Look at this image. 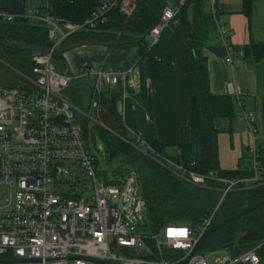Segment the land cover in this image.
Listing matches in <instances>:
<instances>
[{
	"label": "built area",
	"instance_id": "2783aa9c",
	"mask_svg": "<svg viewBox=\"0 0 264 264\" xmlns=\"http://www.w3.org/2000/svg\"><path fill=\"white\" fill-rule=\"evenodd\" d=\"M117 2L101 3L80 23L33 7L26 9L24 16L44 22L47 38L58 47L84 27L105 21L106 13ZM210 3L214 14V0ZM134 5L127 3L124 12L130 14ZM176 13L177 8L162 9L149 30V46L158 41ZM0 18L12 20L13 14L0 12ZM215 23L218 39L230 50L225 25L220 20ZM225 62L234 64L237 59L228 55ZM31 65L29 76L14 85H0V264L180 263L211 226L220 203L196 226L169 224L148 236L137 234V226H144L145 205L136 174L133 170L113 177L99 174L104 168L96 163V151L86 142L80 114L65 94L72 81L82 79L90 80L93 91L114 86L121 79L126 89H134L137 63L111 71L87 62L80 72L63 73L57 70L51 53L35 52ZM228 91L233 94L230 83ZM238 105L242 107L240 101ZM239 115L250 136L245 162L253 174L224 178L209 172L208 177L219 182L224 194L264 181L258 163L255 117L243 110ZM138 141L143 152L152 151L144 140ZM165 160L181 178L204 185L206 176ZM180 229L186 230L184 236L169 235ZM258 263L254 246L236 256L221 251L212 262L197 249L185 264Z\"/></svg>",
	"mask_w": 264,
	"mask_h": 264
},
{
	"label": "trees",
	"instance_id": "16d2710c",
	"mask_svg": "<svg viewBox=\"0 0 264 264\" xmlns=\"http://www.w3.org/2000/svg\"><path fill=\"white\" fill-rule=\"evenodd\" d=\"M106 1L108 0H47V6L42 5L36 9L61 20L80 23ZM121 1L118 0L117 5L110 8L105 21L96 23L92 28L84 27L62 42L61 46L80 40L96 39L114 43L108 47L124 49L128 55L131 48H136L137 53L126 57L119 68H126L141 58H147L150 78L153 81H160L165 72L167 40L175 23L180 22L185 31V75L189 99L190 139L184 141L180 133L175 143L178 153L168 154L165 145L155 138L152 125L137 109L142 137L152 149L147 150L148 156L137 153L133 146L142 147L126 131L115 100L106 90L100 95L101 108L111 117L112 124L105 129L96 124L91 126L87 124L86 127L83 126L84 137L89 143L87 132L90 127L92 138L96 137L98 140L95 151L96 163L99 166L114 163L116 168L112 169V173L118 175L134 171L145 205L144 226H149L151 231H157L169 224L196 226L214 210L217 198L221 194L215 189L221 185L208 177L209 172L224 178H248L253 174L245 162L249 157V147L234 170L222 169L218 164L217 136L222 131L232 130L238 113L237 102L240 101L241 106L243 104L240 98L233 94H213L209 89L206 58L202 55L201 48L212 33L217 37L215 21L220 20V12L215 5L214 14L212 6L210 12H204L202 5L206 0H183L181 3L175 0L177 5L175 17L163 29L158 41L149 46L147 38L149 30L158 20L162 9L167 6L168 0L164 6L162 0H137L130 14L120 11ZM242 2L247 6L250 0ZM26 7L16 6L17 11L13 14L12 20L0 18V60L14 70L24 73L31 71V56L35 52L10 45L5 41L53 47V42L47 38V25L25 17ZM138 39L140 41H137ZM62 54L52 53V61L57 70L70 73ZM249 55H252L254 60H259L264 55V45L250 47L245 45L243 56L247 58ZM86 80L88 79L74 80L68 88L81 82L84 88L92 90L90 80L89 82ZM14 84L16 82L11 83ZM76 96L72 93L71 97H68L73 101ZM123 138L129 140L132 146L125 143ZM263 146L264 143L259 141L258 163L261 175H264ZM100 155L103 156V161L100 160ZM165 159L206 176L204 185H195L181 178L179 174L170 170ZM105 173L106 169L99 170V174ZM226 193L215 210L211 225L264 197V194L256 195L249 186L234 188ZM257 213L260 215L255 216ZM254 246H257L258 264H264V205L213 230L201 242L199 248L221 250L236 256Z\"/></svg>",
	"mask_w": 264,
	"mask_h": 264
},
{
	"label": "crops",
	"instance_id": "0c3cea01",
	"mask_svg": "<svg viewBox=\"0 0 264 264\" xmlns=\"http://www.w3.org/2000/svg\"><path fill=\"white\" fill-rule=\"evenodd\" d=\"M46 1L0 0V12L14 14L17 11L16 6L26 5V9L36 8L46 5ZM168 1L172 4L171 8L177 6L175 0ZM205 2L202 9L204 12H210L211 3L209 0ZM214 2L220 12V21L227 29L226 39L231 49L228 50L212 33L202 46L201 52L206 58L210 91L213 94H229L228 84L230 83L233 96L240 98L243 103L240 108L237 102L238 113L232 130L220 132L225 133L228 141L227 148L222 147V154L219 148V134L217 136L219 167L234 170L250 144V136L245 131L239 115L241 110L253 113L258 139L264 143V55L259 60H254L252 55L247 58L240 56L245 45L249 47L264 45V0H250L247 6L243 5L242 0H214ZM184 33L180 22H176L166 43L165 72L160 81H153L150 78L148 59L141 58L136 65L137 76L134 89H126L123 79L114 86L103 88L115 100L128 134L135 138L136 142H139V139L144 140L136 114V110L139 109L144 119L152 125L155 138L165 145L168 154L178 153L175 143L180 133L184 141L190 139ZM149 41L148 35V43ZM128 53L133 56L137 53V49L131 48ZM129 55L120 48L85 45L64 52L62 57L69 72L77 71L73 69L81 68L87 62L103 65L104 68L116 71ZM228 55L237 59V62L226 63L225 58ZM74 58L73 69H71V61ZM262 151L264 153V146ZM249 187L256 195L264 194V181L257 184L251 183Z\"/></svg>",
	"mask_w": 264,
	"mask_h": 264
},
{
	"label": "rangeland",
	"instance_id": "374dc122",
	"mask_svg": "<svg viewBox=\"0 0 264 264\" xmlns=\"http://www.w3.org/2000/svg\"><path fill=\"white\" fill-rule=\"evenodd\" d=\"M136 1L137 0H122L119 5L120 11L123 13L124 8L127 7V3L132 5V4H135ZM205 3L208 4L207 2ZM167 5L169 7L172 6V4L169 1L167 2ZM74 61H75V58L72 59L71 61V66H72L71 69H73ZM73 70H77L75 72H80L81 68L79 67ZM29 75H30L29 71L25 73L16 71L12 67H10L8 64L0 60V85H9L11 83L18 82L19 80H21L23 76H29ZM86 82H89V81L86 80ZM81 85H83V83L81 82L79 84H76V83L72 84L70 88H68V90L66 91V95H68L69 97H71L72 93H74V95H77L72 102L74 104V107L77 109V111L80 114L82 125L86 127L87 124H89V126H91V124H96L105 129L106 127L109 126V124L110 125L112 124V120H111V117L108 114H106L104 111H102V108H101L102 99L100 98V95L102 94L104 89H101L100 91H93L88 88H84V85L83 87ZM93 103L95 104V106L93 105ZM88 129L89 130L87 133H88L89 145H90V148L93 151H95L96 150L95 146H98V140L96 139V137L92 138L90 127ZM123 139L125 140V141L123 140L125 143L132 146L129 140H126L125 138ZM227 144H228V141H227L225 133H219V148H220L221 154H222V147L227 148ZM133 148L137 151V153H143L145 156L149 155L147 152H143L142 151L143 149L138 148L136 145L135 147L133 146ZM170 161L173 162L172 160ZM159 163L162 164V162H159ZM103 168L106 169L107 176L113 177L116 175L112 173V169L116 168V164L114 163H110L108 165L104 164ZM215 189L221 192L220 196L217 198V201H216V204H218L221 202V200L227 193L224 194L222 190L218 188L217 186L215 187ZM144 210L145 209L143 208V212ZM259 215L260 213H257L255 216H259ZM255 216H252V217H255ZM143 217H144V214H143ZM135 232L142 236H148L151 234V228L149 226L139 225L137 226ZM198 250L199 252L204 253L205 258L209 262L210 261L212 262L215 258L221 255V250H212V249H207L204 247H200L198 248Z\"/></svg>",
	"mask_w": 264,
	"mask_h": 264
},
{
	"label": "water",
	"instance_id": "95a60500",
	"mask_svg": "<svg viewBox=\"0 0 264 264\" xmlns=\"http://www.w3.org/2000/svg\"><path fill=\"white\" fill-rule=\"evenodd\" d=\"M166 4V0H162V6ZM144 36H142L143 38ZM137 41H140L138 39ZM6 43L21 47L27 50H30L32 52H46V53H64L66 51L72 50L77 47L85 46V45H103V46H113L114 43H107V42H102L96 39H85V40H80L76 41L73 43H70L66 46H58V47H40V46H34L26 43H20V42H14V41H5ZM100 160L103 161V156L100 155ZM264 205V197L260 198L259 200L255 201L254 203L244 207L243 209L237 211L236 213L222 219L221 221H218L214 224H212L210 227H208L197 239L194 247L192 250L186 255V257L178 264H185L186 261L189 259V257L199 248L201 242L206 238V236L212 232L213 230L227 224L228 222L239 218L242 215H245L246 213L255 210L256 208Z\"/></svg>",
	"mask_w": 264,
	"mask_h": 264
},
{
	"label": "clouds",
	"instance_id": "9594fccd",
	"mask_svg": "<svg viewBox=\"0 0 264 264\" xmlns=\"http://www.w3.org/2000/svg\"><path fill=\"white\" fill-rule=\"evenodd\" d=\"M176 236H184L186 234V230L185 229H180V230H176L174 233H172Z\"/></svg>",
	"mask_w": 264,
	"mask_h": 264
},
{
	"label": "snow or ice",
	"instance_id": "6c2138e0",
	"mask_svg": "<svg viewBox=\"0 0 264 264\" xmlns=\"http://www.w3.org/2000/svg\"><path fill=\"white\" fill-rule=\"evenodd\" d=\"M169 235H172V233L170 232Z\"/></svg>",
	"mask_w": 264,
	"mask_h": 264
}]
</instances>
